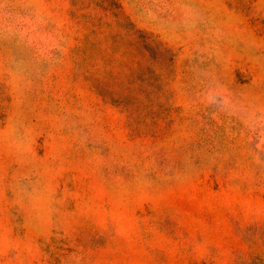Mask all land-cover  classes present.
I'll list each match as a JSON object with an SVG mask.
<instances>
[{"label": "rangeland", "instance_id": "obj_1", "mask_svg": "<svg viewBox=\"0 0 264 264\" xmlns=\"http://www.w3.org/2000/svg\"><path fill=\"white\" fill-rule=\"evenodd\" d=\"M0 264H264V0H0Z\"/></svg>", "mask_w": 264, "mask_h": 264}]
</instances>
